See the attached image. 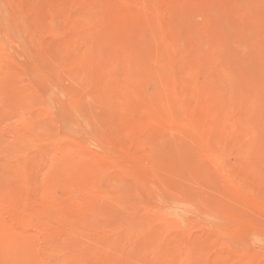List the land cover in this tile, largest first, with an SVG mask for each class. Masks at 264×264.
I'll return each instance as SVG.
<instances>
[{"label": "rangeland", "instance_id": "1", "mask_svg": "<svg viewBox=\"0 0 264 264\" xmlns=\"http://www.w3.org/2000/svg\"><path fill=\"white\" fill-rule=\"evenodd\" d=\"M0 264H264V0H0Z\"/></svg>", "mask_w": 264, "mask_h": 264}]
</instances>
